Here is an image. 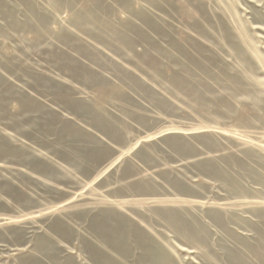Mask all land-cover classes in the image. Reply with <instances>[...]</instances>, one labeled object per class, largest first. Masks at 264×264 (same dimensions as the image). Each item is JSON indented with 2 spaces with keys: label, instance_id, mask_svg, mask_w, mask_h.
<instances>
[{
  "label": "rangeland",
  "instance_id": "obj_1",
  "mask_svg": "<svg viewBox=\"0 0 264 264\" xmlns=\"http://www.w3.org/2000/svg\"><path fill=\"white\" fill-rule=\"evenodd\" d=\"M0 264H264V0H0Z\"/></svg>",
  "mask_w": 264,
  "mask_h": 264
}]
</instances>
